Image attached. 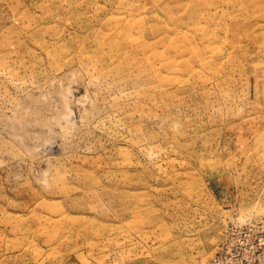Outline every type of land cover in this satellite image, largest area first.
<instances>
[{"label": "rangeland", "instance_id": "obj_1", "mask_svg": "<svg viewBox=\"0 0 264 264\" xmlns=\"http://www.w3.org/2000/svg\"><path fill=\"white\" fill-rule=\"evenodd\" d=\"M0 264H264V0H0Z\"/></svg>", "mask_w": 264, "mask_h": 264}]
</instances>
